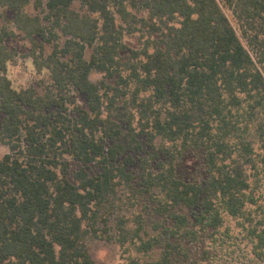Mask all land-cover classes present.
Here are the masks:
<instances>
[{
	"label": "trees",
	"instance_id": "16d2710c",
	"mask_svg": "<svg viewBox=\"0 0 264 264\" xmlns=\"http://www.w3.org/2000/svg\"><path fill=\"white\" fill-rule=\"evenodd\" d=\"M44 2L0 0L36 46L37 69L52 79L43 92L15 89L7 64L17 52L5 43L15 33L0 31V143L11 150L0 158V264H96L85 225L115 179L131 172L118 161L121 126L104 115L91 73L112 75L124 49L138 90L164 105L152 117L141 110V131L204 155L205 182L179 179L172 166L145 177L166 207L193 214L191 223L172 213L168 236L196 233L191 224L218 230L225 215L244 218L255 201L250 138L264 147V0H46L43 23L25 10ZM125 31L141 32L138 49L122 41ZM258 224L247 235L264 259V220Z\"/></svg>",
	"mask_w": 264,
	"mask_h": 264
},
{
	"label": "rangeland",
	"instance_id": "374dc122",
	"mask_svg": "<svg viewBox=\"0 0 264 264\" xmlns=\"http://www.w3.org/2000/svg\"><path fill=\"white\" fill-rule=\"evenodd\" d=\"M44 5L36 7L31 4L25 11L33 16H40L46 23ZM74 8L81 13L87 10L77 1ZM134 13L136 10H133ZM144 15V12H140ZM14 12L0 6V31L8 28L14 31V37L5 39L10 49L17 54L7 64V76L15 89L36 88L43 92L52 84L48 69L39 71L33 59L36 46L19 31L13 23ZM48 23V22H47ZM51 26V23H48ZM141 32L125 31L122 41L129 48L138 49L143 40ZM38 43L39 39H34ZM47 52L54 47L46 43ZM37 55L41 50L37 47ZM91 49H87L86 58H90ZM117 57L119 64H114L111 74L94 70L91 80L98 84L103 98L102 111L115 120L122 131L119 162L121 168L128 166L129 177H118L116 184L103 200L93 205L96 212L85 228L88 233L85 243L96 264H264V259L253 254L255 240H251L247 231L264 220V147L260 137L255 139V161L250 165L249 174L251 189L255 196L254 203L246 206L244 218L225 215L224 225L218 230H203L201 225L191 228L196 233H180L168 236L169 216L172 213H183L193 223V214L183 207H166L153 194L145 177L162 172L171 166L179 179L205 182L207 179L204 155L201 150L192 146L178 147L160 137L154 140L141 130V110L153 116V110L163 111V102L156 103L152 92L138 90V85L131 77L129 59L131 53L124 49ZM75 99L83 108H87L84 95L75 94ZM72 108V107H71ZM241 136L245 133L242 131ZM246 138V136H245ZM140 146H138V144ZM11 152L10 147L0 143V158ZM132 159L129 161V159ZM129 164V165H128ZM73 170L77 169L75 163ZM129 179V180H127ZM158 190V189H157ZM167 253H170L167 257Z\"/></svg>",
	"mask_w": 264,
	"mask_h": 264
}]
</instances>
